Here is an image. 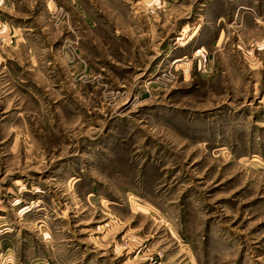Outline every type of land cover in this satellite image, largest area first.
Returning a JSON list of instances; mask_svg holds the SVG:
<instances>
[{"label": "rangeland", "instance_id": "1", "mask_svg": "<svg viewBox=\"0 0 264 264\" xmlns=\"http://www.w3.org/2000/svg\"><path fill=\"white\" fill-rule=\"evenodd\" d=\"M0 22V264H264V0Z\"/></svg>", "mask_w": 264, "mask_h": 264}, {"label": "built area", "instance_id": "2", "mask_svg": "<svg viewBox=\"0 0 264 264\" xmlns=\"http://www.w3.org/2000/svg\"><path fill=\"white\" fill-rule=\"evenodd\" d=\"M1 24H2V23L0 22V26H1Z\"/></svg>", "mask_w": 264, "mask_h": 264}]
</instances>
